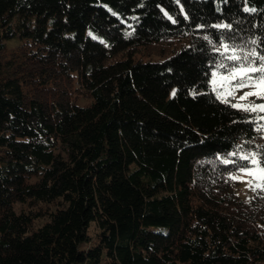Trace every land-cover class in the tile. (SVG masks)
Instances as JSON below:
<instances>
[{
	"label": "trees",
	"instance_id": "1",
	"mask_svg": "<svg viewBox=\"0 0 264 264\" xmlns=\"http://www.w3.org/2000/svg\"><path fill=\"white\" fill-rule=\"evenodd\" d=\"M221 41L264 54V0H0V264H264Z\"/></svg>",
	"mask_w": 264,
	"mask_h": 264
},
{
	"label": "snow or ice",
	"instance_id": "2",
	"mask_svg": "<svg viewBox=\"0 0 264 264\" xmlns=\"http://www.w3.org/2000/svg\"><path fill=\"white\" fill-rule=\"evenodd\" d=\"M246 11L254 12L255 9H246ZM167 15V13H165ZM169 19H172L169 16ZM175 23V21L173 20ZM216 28L231 29V24L216 25ZM208 37H205L207 40ZM253 45L258 44L257 40H252ZM217 53H221L223 60L215 65L216 71L212 72L213 91L217 93V98L223 103L229 104L232 108H236L248 113H264V103L259 104H240L232 103L229 97H234L236 92L244 88H252L254 91L245 92L240 100H246L248 97L255 96L258 99H264V54L258 52L255 48L245 50L237 45H230L221 41L220 46L215 48ZM223 69V71H220ZM219 81V90L217 87ZM172 95H175L173 91ZM259 120L264 121V115L259 116ZM255 122V121H253ZM257 131H264V124L257 125ZM236 156L237 153H232ZM264 159V153H261ZM241 159L249 161L252 167H257L260 161L257 159V153L252 152L245 154ZM224 164L236 163V161L224 159ZM242 173H251L252 168H240ZM260 173H264V167L259 168ZM232 179H241L239 176H232ZM264 179V176L261 177ZM249 187H252L251 182ZM256 188L264 189V185L257 183Z\"/></svg>",
	"mask_w": 264,
	"mask_h": 264
},
{
	"label": "rangeland",
	"instance_id": "3",
	"mask_svg": "<svg viewBox=\"0 0 264 264\" xmlns=\"http://www.w3.org/2000/svg\"><path fill=\"white\" fill-rule=\"evenodd\" d=\"M10 46L16 45L17 44V39H11L8 43ZM147 50V49H146ZM151 58L156 59V53L151 51ZM212 81H213V77H212ZM218 90H219V81L217 84ZM249 91H254V89L252 88H244L241 89L239 91L236 92L234 97H229V99L231 100L232 103H240V104H253L256 102V97L255 96H251L248 97L246 100H240V97L244 95L245 92H249ZM86 100L82 99L79 101V103H85ZM252 168V172L249 173H238L235 174L234 176H239L241 177V179H236L238 182V193L240 194V196L243 199L248 200L250 198V196L252 195L254 189L256 188L255 185L257 183H260L261 181V177L264 175L263 173H260L259 168L260 166L258 165L257 167H251ZM251 182L252 187H249V183ZM21 205L18 204L17 205V210H20ZM97 229L95 227L94 224H92L91 226V234L94 236L96 233Z\"/></svg>",
	"mask_w": 264,
	"mask_h": 264
}]
</instances>
